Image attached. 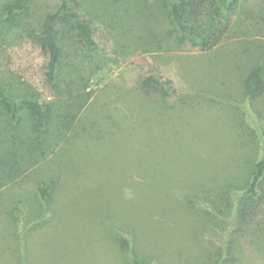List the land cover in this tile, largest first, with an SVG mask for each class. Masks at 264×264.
Wrapping results in <instances>:
<instances>
[{
    "label": "rangeland",
    "instance_id": "1",
    "mask_svg": "<svg viewBox=\"0 0 264 264\" xmlns=\"http://www.w3.org/2000/svg\"><path fill=\"white\" fill-rule=\"evenodd\" d=\"M9 1L0 0V11ZM239 2L230 33L202 52L168 35L161 0H80L82 17L95 29L96 49L85 52L78 41L70 51L64 47L60 83L49 88L41 79L42 56L28 33L60 2L32 0L29 12L19 17L15 42L0 55V82L53 105L76 107L75 94L82 91L90 98L76 107L66 139L53 152L19 162L23 176L11 169L13 177L0 185V264H129L133 253L121 249L117 232L147 264H264V203L246 222L258 220L260 231L237 239L229 263L200 240L183 237V218L190 214L181 205L182 183H223L238 162L246 177L251 161L242 150L249 136H264V90L249 101L242 87L251 67L262 62L264 0ZM84 73L89 81L83 89ZM148 75L193 100L164 105L153 86L148 95L137 89ZM106 110L117 126L102 117ZM56 175L59 185L50 204L55 217L38 226L37 183ZM143 177L170 182L169 193L153 186L156 193L146 200L136 186ZM76 208L88 211L90 224L75 221Z\"/></svg>",
    "mask_w": 264,
    "mask_h": 264
},
{
    "label": "trees",
    "instance_id": "2",
    "mask_svg": "<svg viewBox=\"0 0 264 264\" xmlns=\"http://www.w3.org/2000/svg\"><path fill=\"white\" fill-rule=\"evenodd\" d=\"M70 1L59 0L57 9L46 12L36 30L27 27L28 37L32 38L42 56L41 79L49 88L60 83L59 73L65 69L64 47L68 46L70 51L78 41L87 52L96 49L97 46L95 29L91 21L82 17L79 11L80 0H72L73 3ZM31 3L32 0H10L2 6L0 55L5 54L6 47L15 42L16 28L21 24L19 17L29 12ZM239 3V0H161L164 14L170 23L168 35L174 36L180 43L189 41L202 52L213 50L230 33L233 25L232 16L237 12ZM260 58L262 62H256L242 80L243 94L249 101L261 96L264 90V53ZM84 72L88 73L86 67ZM88 75L84 73L81 77L83 89L88 84ZM66 76L68 79L71 78V73ZM152 86L158 93V101L164 105L167 103L171 105L175 101L193 100L190 93L175 95L174 91L169 90L166 81L154 75L146 76L136 85L138 90L143 89L144 92L147 91V87ZM75 98L76 107L79 109L86 105L90 92H79L75 94ZM151 101L158 103L154 99ZM56 104L42 103L34 92L19 93L11 84L0 82V185L5 183L9 176L13 177L14 174L8 172L11 169H16L23 176L24 170L19 162L39 161L66 139L65 128H68L75 117L76 107L68 104L63 106L60 101ZM97 111L101 112V107ZM102 117L110 123V127L112 124L117 126L109 110L102 112ZM249 137L246 150H242L243 153L249 154L251 161L246 177L240 174L238 162L230 178L223 183L207 184L208 181H200L197 183L198 187L192 185L196 188L190 183H182L184 191L181 205L190 214L188 217L184 215L183 218L187 219L183 223V237L200 240L207 249L219 255V261L229 259L227 263L234 254L237 239L243 233L255 235L254 232L260 231L257 227L258 220L248 225L246 222L256 215L260 204L264 203V136L258 139ZM235 159L237 160L238 156ZM59 178V175L55 178L49 176L37 183L39 196L34 207L38 226L47 224L55 217V209L51 208L50 204L52 194L58 188ZM143 179L137 181L136 186L146 200H150L151 192L156 193L154 187L158 185L169 193L170 182L156 184L148 182L145 177ZM153 210L154 208L152 212ZM167 211L171 214V210ZM73 212L79 216L75 221L82 220L83 224H90L87 210L76 208ZM251 224L254 226H250ZM117 240L122 250L128 254L133 253L129 264H147L136 256V252H132L131 242L124 233L117 232Z\"/></svg>",
    "mask_w": 264,
    "mask_h": 264
}]
</instances>
